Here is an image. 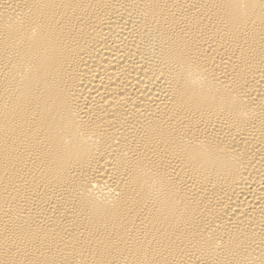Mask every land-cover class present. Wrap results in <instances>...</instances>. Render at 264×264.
<instances>
[{"label":"bare ground","instance_id":"1","mask_svg":"<svg viewBox=\"0 0 264 264\" xmlns=\"http://www.w3.org/2000/svg\"><path fill=\"white\" fill-rule=\"evenodd\" d=\"M0 264H264V0H0Z\"/></svg>","mask_w":264,"mask_h":264}]
</instances>
